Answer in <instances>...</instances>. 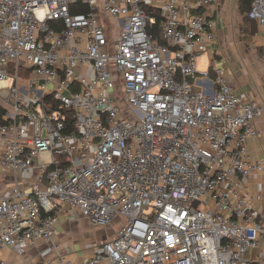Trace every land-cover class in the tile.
<instances>
[{"label": "built area", "instance_id": "built-area-1", "mask_svg": "<svg viewBox=\"0 0 264 264\" xmlns=\"http://www.w3.org/2000/svg\"><path fill=\"white\" fill-rule=\"evenodd\" d=\"M250 1L264 39V0ZM213 2L0 0V170L39 172L31 192L16 181L0 196V249L45 241L50 255L68 205L96 227L127 219L82 264H264V214L245 192L264 105L197 70Z\"/></svg>", "mask_w": 264, "mask_h": 264}, {"label": "crops", "instance_id": "crops-1", "mask_svg": "<svg viewBox=\"0 0 264 264\" xmlns=\"http://www.w3.org/2000/svg\"><path fill=\"white\" fill-rule=\"evenodd\" d=\"M241 3L242 0H214L209 7L201 10L202 13L215 19L218 26L215 44L209 46L200 57L205 56L209 60L210 80L215 81L218 76H223L233 90L245 101H253L264 105V55L260 60L255 50L251 48L246 50L244 47L239 50L237 48L238 44H236L245 37L243 35L244 16L240 12ZM260 32L262 30L259 27L258 35L261 34ZM262 44L264 47V39H262ZM232 52L237 55L242 54L246 60L244 62L248 74L243 81H239L235 73L237 68L231 64L236 60ZM239 64L241 65V63ZM196 85L201 89L204 88L202 80L196 81ZM255 125L259 137L255 142H250L248 147L251 159L260 162L262 169L251 177L245 186V192L250 196L253 205L264 214V114L256 121ZM2 152L3 149L0 143V155ZM38 178L39 172L37 169L17 176L8 170H0V196L11 192L16 186V181H18L24 192L29 193ZM77 218H81V216L72 212L68 205L63 207L54 238L56 248L50 255L43 256L44 252L50 247V242L45 241L30 247L23 256H19L11 248L5 247L0 249V264H61L58 257L62 253L66 261L72 264L87 262L100 251L106 240L115 236L117 230L100 243L96 250H93L88 237L81 236L77 229L70 227V223Z\"/></svg>", "mask_w": 264, "mask_h": 264}, {"label": "rangeland", "instance_id": "rangeland-1", "mask_svg": "<svg viewBox=\"0 0 264 264\" xmlns=\"http://www.w3.org/2000/svg\"><path fill=\"white\" fill-rule=\"evenodd\" d=\"M100 5L103 7L105 4V0H99ZM104 20V27L107 34V37L109 38L111 44H115L121 34L120 28H119V22L117 18L112 17L111 15L107 13L101 14ZM260 35H257L255 38H243L240 42H237L238 44L237 48L241 50V47H244L246 50H249L250 48L256 51V54L260 60H262L264 55V47L262 44L263 39V33L260 32ZM232 55H235L236 60L233 61L231 64L236 66L237 71L235 72L236 75L240 80H245L244 77L248 74L244 57L241 55H237L235 52H232ZM241 63V65L239 63ZM209 68V60L202 56L198 59V72H208ZM112 74L115 79V81L119 82V85L117 86L119 98L122 99L124 97V89L122 85V79L119 77L120 75L117 73L115 64L111 65ZM241 78V79H240ZM264 82V81H263ZM194 90L195 91H201L202 89L197 87L196 80H194ZM124 107H122L123 110ZM127 224V219L125 217H120L118 220L114 222L111 226H94L91 224L86 218H77L73 220L72 223H70L71 228H75L79 231V234L85 238L88 237V240L92 243L93 250H96L97 247H99V244L102 243L105 239L109 238L112 234V232L118 230L120 227ZM101 251L103 249H100Z\"/></svg>", "mask_w": 264, "mask_h": 264}, {"label": "trees", "instance_id": "trees-1", "mask_svg": "<svg viewBox=\"0 0 264 264\" xmlns=\"http://www.w3.org/2000/svg\"><path fill=\"white\" fill-rule=\"evenodd\" d=\"M251 7V1L250 0H242V3L240 5V12L244 16V24H243V35L245 38H254L258 35L259 33V27L256 22L250 20L247 16L249 10ZM81 11L85 12L86 9L83 8H78L75 9L74 11ZM158 19L160 20V16L158 15ZM153 32L155 34L156 41L161 44H166V41L163 39L161 36V32L159 29V26H156L153 29Z\"/></svg>", "mask_w": 264, "mask_h": 264}]
</instances>
